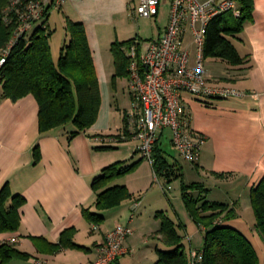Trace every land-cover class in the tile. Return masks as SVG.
Wrapping results in <instances>:
<instances>
[{
	"label": "crops",
	"instance_id": "obj_1",
	"mask_svg": "<svg viewBox=\"0 0 264 264\" xmlns=\"http://www.w3.org/2000/svg\"><path fill=\"white\" fill-rule=\"evenodd\" d=\"M64 1L60 9L52 10L48 27L52 29L55 12L62 16L64 28L66 17L82 23L98 79L107 81L116 74L115 65H112L114 57L110 53L113 43L137 39L131 38L129 33L138 1ZM254 6L252 22L233 39L239 55L249 57L248 62L232 66L226 61L209 58L204 63L210 78L237 88L246 96L204 99L184 95L191 128L206 138L197 164L180 156L172 138L170 150L163 148L161 140L159 145L177 175H182L180 179L186 184H203L208 190L205 193L208 202L225 204L236 210L237 218L222 224L242 233L264 264V242L254 228L256 219L250 198L252 189L264 179V0H254ZM164 7L159 17L152 20L161 19ZM168 23L169 14L166 24L155 30L154 38L164 33ZM192 66H195L193 57ZM127 82L130 91L129 79ZM117 97L120 106L121 99ZM131 98L133 102L132 95ZM110 101L111 95L106 104L101 103L96 124L71 140L70 136L76 130L74 126L40 133V108L33 96L13 101L4 98L0 90V190L9 183L14 195L27 200L21 210L20 231L0 233V245L16 240L14 246L31 256L28 261L15 259L10 264H89L97 259L98 248L117 224L130 231L125 246L133 250L132 256L142 245L150 243L148 237L163 240L157 234L161 224L155 221L152 229L157 230L149 229L145 227L146 221L143 225V217L146 213L165 211L168 207L166 198L170 201L169 193L176 182L171 184L156 174L154 166L136 151L137 141H111L123 133L125 115L129 110L125 108L118 115ZM101 136L107 138L101 141ZM37 147L42 156L39 163H36L34 154ZM118 162H124L126 166L138 164L133 172L110 184V187H127L134 199L117 209L103 212L105 222L102 225L90 224L84 218L83 208L96 211L92 183L103 169ZM184 225L189 229L188 223L184 222ZM73 228L77 230L75 242L87 251L63 249L51 253L50 248L43 245L42 253L29 238H44L58 244L62 233ZM120 264L132 262L126 256Z\"/></svg>",
	"mask_w": 264,
	"mask_h": 264
},
{
	"label": "trees",
	"instance_id": "obj_2",
	"mask_svg": "<svg viewBox=\"0 0 264 264\" xmlns=\"http://www.w3.org/2000/svg\"><path fill=\"white\" fill-rule=\"evenodd\" d=\"M13 0H0V61L19 29L17 9L6 18ZM29 3L38 0H21ZM241 11L240 17L225 14L214 19L208 26L204 58L220 59L232 66H240L248 62L249 57L242 58L233 39L242 34L252 22L254 0H236ZM52 7L46 11L45 20L34 31L19 38L10 49L6 63L0 69L3 97L18 101L33 96L39 104V131L45 134L58 128L74 126L76 136L91 129L97 122L101 108L100 83L94 63L92 51L88 42L85 27L66 17V32L69 41L61 51L59 62L56 63L52 54V30L48 27ZM115 42L111 52L115 61L116 74L114 82L119 78L129 79V60L123 52V47L133 41ZM126 117V115H125ZM123 133L127 134L126 119ZM104 137V136H101ZM118 137V136H117ZM36 163L41 161V151L35 149ZM154 169L158 176H163L171 183L180 179L174 167L171 166L159 143L154 149ZM138 164L126 166L118 162L103 169L92 183L95 194L93 204L96 211L83 208L85 220L95 226L105 222L103 212L119 208L126 201L133 200L134 195L125 186L110 187L115 180L133 172ZM199 192L198 198L191 194ZM203 184L183 183V197L187 208L200 231L205 233L206 246L203 264H261L259 255L252 243L236 229L224 226L222 222L237 218L234 208L220 203H211L203 198L207 193ZM251 204L256 223L255 230L264 242V179L252 189ZM27 200L21 195H14L9 183L0 190V233H17L22 225L21 210ZM161 227L157 232L163 241L175 246V250L164 252L157 250L156 264H189L188 256L182 250V238L179 236L176 224L165 217L163 213ZM75 228L64 231L58 244H52L44 238L29 237L40 252L42 246L50 248L51 253L63 249L84 250L75 242ZM28 261L31 256L17 249L14 245H0L1 264H10L12 260Z\"/></svg>",
	"mask_w": 264,
	"mask_h": 264
},
{
	"label": "built area",
	"instance_id": "obj_3",
	"mask_svg": "<svg viewBox=\"0 0 264 264\" xmlns=\"http://www.w3.org/2000/svg\"><path fill=\"white\" fill-rule=\"evenodd\" d=\"M136 17L156 19L168 1L169 23L160 37L149 41L135 39L123 47L129 60V87L134 98L133 109L126 114L127 134L111 139L114 143L137 141L136 151L154 166V149L163 132L172 133V144L187 162L197 164L202 156L206 138L191 128L186 112L184 95L204 99L243 98L246 94L234 87L222 85L210 78L205 69L204 50L209 24L216 18L232 14L240 17L236 0H137ZM64 0H38L24 3L13 0L6 9H17L19 29L10 48L0 61V69L16 41L34 31L45 20L49 7L60 9ZM192 30L197 46L195 66H192L190 47H185V37ZM2 83L0 79V90ZM107 137H101L105 140ZM168 189H171L168 187ZM130 235L128 228L117 224L98 248V257L89 264H120L123 257L133 254L125 244ZM17 241L12 240L11 245ZM204 251H193L189 264H203ZM46 264V263H40Z\"/></svg>",
	"mask_w": 264,
	"mask_h": 264
},
{
	"label": "rangeland",
	"instance_id": "obj_4",
	"mask_svg": "<svg viewBox=\"0 0 264 264\" xmlns=\"http://www.w3.org/2000/svg\"><path fill=\"white\" fill-rule=\"evenodd\" d=\"M164 3H166V5L162 10L163 11L162 16L161 19H159V21L134 17L132 21L133 28L131 29V33H129V36H131V38L132 37L140 38L142 41H149L153 39L155 36L154 35L155 30H158V26L161 27L162 25L166 24V21L168 19V14H169V7L167 5L168 1H164ZM61 17L62 16L60 15V13L55 12L54 19L52 22V29H51L53 32L51 38L52 54L54 61L56 63L59 62L63 47L69 41V36L67 35L66 29L61 25ZM184 44L185 47L190 46V51L194 59L197 53V46L194 43L193 32L191 29L188 30L186 34ZM110 53L112 52L110 51ZM112 65H115V61L113 59H112ZM114 76L109 77L107 81L99 80V83L101 90V98L103 97L104 103L106 104L107 97L111 95L112 101H110V104L113 106L112 107L113 110L116 111L117 114L119 115V113H121V110H125V108L131 111L133 109V102H132V98L130 99L131 93L128 89L127 79L119 78L115 83ZM117 96H120L121 99L120 106L118 104ZM171 138H172L171 131L169 129H166L161 138V142L165 150H170ZM188 180H190L189 177ZM175 182L176 184L174 189H172L173 191L171 190V192L169 193L170 201L168 200V198H166L168 207L165 209L164 212L155 211L153 212L154 214L146 213L143 217V225L145 223L144 221H146L145 227L152 229L153 225L155 224V221L161 224L162 216L159 215V213H163L165 217L172 220L177 226V231L179 236L182 238V245H183L182 250L185 251L190 262L193 251H197V252L204 251L206 246L205 233L199 231L198 226L195 224L187 208L185 199L183 197V183L186 184V182L183 179H175L173 182H171V184ZM191 194L196 198L200 196L199 192L191 191ZM205 196L206 194L203 195V198ZM184 222L189 224V229H186L187 225H184ZM148 228H146V230H149ZM152 230H157V229L153 228ZM148 239L150 240L149 244L142 245L139 250H136V253L133 256L132 255L127 256V259L130 262H132V264H156L158 260V254L156 250H160L164 252H171L175 250V246H170L166 244L163 240H159L156 237H148ZM157 247H159V249Z\"/></svg>",
	"mask_w": 264,
	"mask_h": 264
}]
</instances>
